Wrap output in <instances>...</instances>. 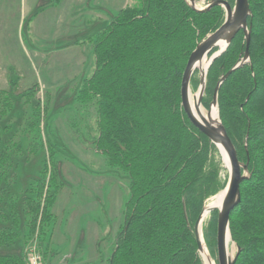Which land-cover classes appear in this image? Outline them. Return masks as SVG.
I'll return each mask as SVG.
<instances>
[{
    "label": "trees",
    "instance_id": "1",
    "mask_svg": "<svg viewBox=\"0 0 264 264\" xmlns=\"http://www.w3.org/2000/svg\"><path fill=\"white\" fill-rule=\"evenodd\" d=\"M227 1L234 5V0ZM249 3L251 60L222 85L218 103L239 160L249 161L250 177L241 184V201L230 215L232 238L242 250L236 264H264V0ZM225 14L221 6L197 12L188 0H135L118 11L100 36L97 70L86 80L84 91L98 98L96 146L129 172L131 194L110 264H203L195 223L225 183L220 180L217 147L188 119L181 87L191 53L223 24ZM245 51L240 31L209 68L205 108L219 79ZM191 84L195 89L199 78L194 75ZM12 104L9 96L2 97L1 118L7 117ZM40 108V103L33 107L35 117L41 115ZM12 125L0 123V264H29L28 250L21 255L6 249L35 235L43 221L56 218L47 205L54 202L60 186L55 184V192L45 196L47 177L41 175L36 187L28 186L16 196L18 157L29 160L38 147L34 141L24 148L19 134L9 135ZM36 136L39 140L40 132ZM49 169L45 162L41 172ZM53 175L54 171L50 179L55 183ZM29 192L36 196L20 197ZM19 203L28 213L23 235L18 228ZM210 217L204 237L213 254L218 212ZM37 248L46 264L42 247Z\"/></svg>",
    "mask_w": 264,
    "mask_h": 264
},
{
    "label": "rangeland",
    "instance_id": "2",
    "mask_svg": "<svg viewBox=\"0 0 264 264\" xmlns=\"http://www.w3.org/2000/svg\"><path fill=\"white\" fill-rule=\"evenodd\" d=\"M134 3L135 0H0V101L9 96L13 102L0 123L13 124L9 135L19 134L24 148L34 141L38 147L29 160L18 157L13 191L18 196L22 189L36 187L41 175L47 177L45 196L55 192V184L60 186L54 202L47 205L56 218L43 221L35 235L6 251L24 255L31 247L41 246L46 264H110L117 235L126 221L130 174L97 148L98 98L84 89L88 86L86 80L97 70L100 36L117 19L121 8ZM206 3L202 0L197 6L204 8ZM195 77L199 78L198 71ZM199 86L200 78L195 89L191 84L193 95ZM39 103L42 112L35 117L33 107ZM216 156L221 161L220 180L226 187L229 169L219 150ZM45 162L50 169L42 173ZM53 171L55 183L50 179ZM26 195L36 196L29 192L20 197ZM22 206L19 203L17 214L21 235L28 215ZM210 218L202 227L203 244L214 264H219L217 248L212 254L204 237ZM237 246L230 241L233 255ZM198 253L206 264L199 250Z\"/></svg>",
    "mask_w": 264,
    "mask_h": 264
},
{
    "label": "water",
    "instance_id": "3",
    "mask_svg": "<svg viewBox=\"0 0 264 264\" xmlns=\"http://www.w3.org/2000/svg\"><path fill=\"white\" fill-rule=\"evenodd\" d=\"M207 1V5L204 8H198L195 0H188V3L191 8L197 12H207L215 6H221L224 8L226 13L225 19L223 24L216 31L207 35L206 38L197 44L196 48L189 57L182 79V107L190 122L210 139V141L220 151V154L223 156V158L224 153H226L228 156L230 162V174L228 184L225 187L226 194L221 207L213 208L212 211L218 210L216 239L218 263L236 264L242 250L237 246V252L235 255L232 253L230 254L228 252L227 238L229 234L231 241H233L230 231V215L241 201V184L250 177L248 170L249 161L244 163L238 158L237 150L231 138L229 137L220 116L218 96L222 85L226 82L229 76L238 69L244 67L251 60L249 46L251 42L252 27L249 25V18H253V15L249 0H235L234 5H231L227 0ZM240 31L244 32L246 51L241 60L236 63L228 72L222 75L218 81L214 91L213 101L211 102L209 109H206L207 112L212 109L217 110L218 117L216 119H212L209 117V114L206 116L200 111V108L204 107L202 100L207 86L208 70L215 59L221 56L222 53L228 49L233 39ZM216 49L217 51L214 52L211 57H209V55ZM203 62L206 63V67L204 68ZM196 71L199 72L200 78L198 92L193 96L195 99L197 114L192 109L190 103V98L192 95L191 82ZM204 211L205 207L203 208L195 223V234L198 250L201 254L204 252V244L201 237Z\"/></svg>",
    "mask_w": 264,
    "mask_h": 264
},
{
    "label": "bare ground",
    "instance_id": "4",
    "mask_svg": "<svg viewBox=\"0 0 264 264\" xmlns=\"http://www.w3.org/2000/svg\"><path fill=\"white\" fill-rule=\"evenodd\" d=\"M204 62H203V68L206 67V63H204ZM193 96L194 95L192 94L191 98H190V103H191L192 109L197 114V110L195 107V99ZM200 111L206 116L209 114V117L212 119H216L218 117V113H217L216 109H212L209 112H207V110L204 107H202V108H200ZM224 161H225V166L230 170V162H229V159H228V156L226 153H224ZM225 194H226V190H223L222 192H220L219 194H217L216 196L211 198L212 200L208 204H206L205 211H204V218H203V222H202V227H203L204 222L210 217L211 213L213 212L212 209L221 207L223 200H224V197H225ZM201 237H202V229H201ZM230 241H231L230 235L228 234V238H227L228 252L231 254L232 252L230 249ZM202 255L205 259L206 264H214V261L211 259L210 254L208 253L205 246H204V252Z\"/></svg>",
    "mask_w": 264,
    "mask_h": 264
},
{
    "label": "built area",
    "instance_id": "5",
    "mask_svg": "<svg viewBox=\"0 0 264 264\" xmlns=\"http://www.w3.org/2000/svg\"><path fill=\"white\" fill-rule=\"evenodd\" d=\"M29 264H43L42 263V256L38 252L36 246L31 248L29 252Z\"/></svg>",
    "mask_w": 264,
    "mask_h": 264
}]
</instances>
